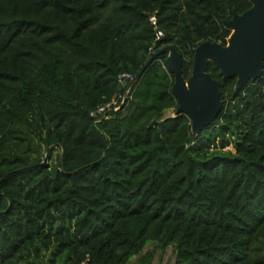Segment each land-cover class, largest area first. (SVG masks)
Segmentation results:
<instances>
[{"label": "trees", "instance_id": "1", "mask_svg": "<svg viewBox=\"0 0 264 264\" xmlns=\"http://www.w3.org/2000/svg\"><path fill=\"white\" fill-rule=\"evenodd\" d=\"M250 7L0 0V264H153L168 247L174 264H264V74L236 92L211 62L223 108L199 134L166 116V55L120 110L91 115L166 45L188 79L195 48L226 45L223 20Z\"/></svg>", "mask_w": 264, "mask_h": 264}, {"label": "water", "instance_id": "2", "mask_svg": "<svg viewBox=\"0 0 264 264\" xmlns=\"http://www.w3.org/2000/svg\"><path fill=\"white\" fill-rule=\"evenodd\" d=\"M249 1L251 7L248 10L223 20V25L231 31L226 45L205 41L195 48L193 70L188 79L184 77L180 51L175 45H166L152 51L147 63L131 80L126 95L148 66L160 55H166L167 67L174 75L172 92L178 101L176 113L186 114L192 121V132L199 134L223 108L220 81L208 71L211 62L225 79L236 77V92L249 81L263 77L264 0Z\"/></svg>", "mask_w": 264, "mask_h": 264}, {"label": "built area", "instance_id": "3", "mask_svg": "<svg viewBox=\"0 0 264 264\" xmlns=\"http://www.w3.org/2000/svg\"><path fill=\"white\" fill-rule=\"evenodd\" d=\"M160 35H162V33H160ZM134 78V75L130 74V73H122L119 75L118 80L120 82V84L123 86V88H125L127 90L131 80ZM124 89V90H125ZM126 90L125 92H120L119 94H117L115 97H113L110 101L99 105L95 110H93L91 112L92 117H94L97 121H101L104 118H107L109 116L110 111L114 110V111H118L121 109V107L123 106V104L125 103L127 97L129 96L126 95ZM41 264H45V263H41Z\"/></svg>", "mask_w": 264, "mask_h": 264}, {"label": "rangeland", "instance_id": "4", "mask_svg": "<svg viewBox=\"0 0 264 264\" xmlns=\"http://www.w3.org/2000/svg\"><path fill=\"white\" fill-rule=\"evenodd\" d=\"M176 115V109H170L166 112V116H175ZM231 149L234 150L233 147ZM61 155V149L59 147L54 148L52 152V156L47 158L46 160L50 161L52 164L53 163H58ZM47 156V154H45ZM46 158V157H45ZM150 246L149 248H151ZM175 256L173 253V248L168 247L165 251H158L155 254V257L153 259V264H174L175 261ZM137 257H134L128 264H137L136 262Z\"/></svg>", "mask_w": 264, "mask_h": 264}]
</instances>
